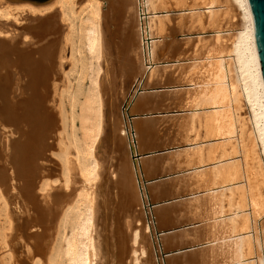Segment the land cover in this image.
Wrapping results in <instances>:
<instances>
[{
    "label": "bare ground",
    "instance_id": "obj_1",
    "mask_svg": "<svg viewBox=\"0 0 264 264\" xmlns=\"http://www.w3.org/2000/svg\"><path fill=\"white\" fill-rule=\"evenodd\" d=\"M148 201L165 264H264L249 1L0 0V264H163Z\"/></svg>",
    "mask_w": 264,
    "mask_h": 264
},
{
    "label": "rangeland",
    "instance_id": "obj_2",
    "mask_svg": "<svg viewBox=\"0 0 264 264\" xmlns=\"http://www.w3.org/2000/svg\"><path fill=\"white\" fill-rule=\"evenodd\" d=\"M181 10V11H180ZM176 12H178L179 14H187V12L189 13V11H187V10H183V9H178V10H174V11H172L171 12V14H170V12H169V14L170 15H172V14H178V13H176ZM182 12V13H181ZM162 13H164V14H162ZM166 15V13L165 12H158V15ZM20 22L21 23H24V22H26V20L24 19H21L20 20ZM207 36V33H202V34H196V33H194V34H187V32H184V33H180V36H179V34H178V39H184V38H189V37H203V36ZM116 53V55H117V52H115ZM163 59H161L160 60V62L158 61V67H162V68H164V67H167L168 65L170 66V64L171 65H176V64H178V62L176 63V62H167V61H162ZM163 62V63H162ZM161 63V64H160ZM181 63H183V62H181ZM151 65V64H150ZM149 66V65H148ZM162 71H164V69L162 70ZM167 71V70H166ZM158 86V85H157ZM157 86L156 87H151V86H149L150 88H148V86L147 87H145V88H143V86H137L133 91H132V98H130V100H128L127 101V103H126V101H124L123 103H121V105H120V110H122V112H123V110L125 109V110H129V112H130V107L132 106V103L134 102V100H135V98H136V96H137V94H141V93H143V92H148V93H152V91L153 92H155V91H159V90H162V89H160V88H162V86L161 87H158L157 88ZM168 86H172V85H168ZM139 87V88H138ZM153 88V89H152ZM157 88V89H156ZM165 90V89H164ZM170 90V89H169ZM137 91V92H136ZM150 91V92H149ZM140 92V93H139ZM122 107V108H121ZM162 112H164V111H162ZM179 112V113H178ZM131 113V118H129L128 117V119H129V121H131V120H134V119H137L139 116H141V114L140 113H138V112H130ZM247 112H245L244 114H246ZM177 114H182V112L181 111H172V112H170V113H168V115H166V114H158L159 116H158V118H164L162 115H166V116H175V115H177ZM155 115V114H154ZM153 115V116H154ZM247 115V114H246ZM245 115V116H246ZM155 116H157V115H155ZM154 116V117H155ZM162 116V117H161ZM166 118V117H165ZM160 124V123H159ZM159 124H158V126H159ZM132 131H133V129H132V127H131V133H132ZM80 133H81V130H80ZM133 134V133H132ZM186 142H188L187 144H185ZM186 142H184V144H182V146H180V147H176V149L175 148H172V149H169V150H167V151H162V152H160V153H157V155H162V154H166V153H171V152H174V151H177V150H186L187 148H189L191 145H190V143L191 142H189V141H186ZM183 147V148H182ZM187 147V148H186ZM173 150V151H172ZM136 154H137V152H136ZM131 156H132V154H131ZM188 172H184V173H178V174H168V176L166 175V176H164V177H162V178H160V180L162 179V181H165L166 179H169L170 180V178H175V177H178V176H182L183 174H187ZM163 179H165V180H163ZM158 181H159V179H158ZM149 183V182H148ZM187 198H185V200H186ZM182 199H175V200H171V202L173 203V202H180ZM147 204H148V209H149V207H150V209L148 210V215H146V220H145V224H147L148 226H149V230H147V233H149L150 234V239L152 238V241H153V238L155 237V241H153V256H155L154 257V259L155 260H157V262H158V252H159V255H160V257L159 258H161V260L163 261V264H165V262H164V258L166 257V258H168L171 254L173 255V254H175L174 252L172 253V252H168V251H164L163 249H162V244H161V242H160V235H163V234H165L164 232H158V230L156 229V227H155V215L152 213L153 211H152V208H153V206L155 207V205L156 204H153V206H151L150 204H151V202L150 201H148L147 202ZM190 227H192V225H189V226H186L185 228H179V230H178V228H176V229H174V231L173 230H167V232L169 231V232H180V231H185V230H189L190 229ZM185 229V230H184ZM251 231V233H253V230L251 229L250 230ZM166 232V233H167ZM168 232V233H169ZM153 235H154V237H153ZM186 250V249H185ZM182 253H184V252H182ZM147 252L144 254L146 257H147ZM178 254V253H177ZM181 254V253H180ZM145 258V257H144ZM157 258V259H156ZM159 264V263H158Z\"/></svg>",
    "mask_w": 264,
    "mask_h": 264
},
{
    "label": "water",
    "instance_id": "obj_3",
    "mask_svg": "<svg viewBox=\"0 0 264 264\" xmlns=\"http://www.w3.org/2000/svg\"><path fill=\"white\" fill-rule=\"evenodd\" d=\"M43 1V0H37ZM250 5V11L252 15V21L254 26L255 39L258 47L259 57L261 61L262 73L264 78V0H248ZM129 112V110H127ZM127 116L131 118V113H127ZM134 135V131H132ZM135 140V138H134ZM159 150L156 153H160ZM140 153L137 152L132 154V157L139 158ZM164 177V176H162ZM161 176L158 179L162 178ZM153 206V204H150Z\"/></svg>",
    "mask_w": 264,
    "mask_h": 264
}]
</instances>
